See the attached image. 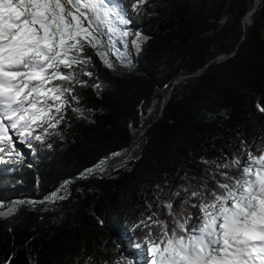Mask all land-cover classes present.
<instances>
[{"label": "trees", "instance_id": "1", "mask_svg": "<svg viewBox=\"0 0 264 264\" xmlns=\"http://www.w3.org/2000/svg\"><path fill=\"white\" fill-rule=\"evenodd\" d=\"M252 1L146 0L133 12L132 0H123L130 27L147 37L131 66L109 69L86 49L93 75L81 76L86 85H72L73 105L85 118L69 107L44 143L31 140V149L9 131L25 154L0 153V264L136 258L142 251L134 245L143 244L147 229L135 225L151 214L148 204L156 209L160 188L175 190L185 174L199 179L203 160L225 163L242 147L255 152L264 143V0L241 41ZM240 41L233 57L174 87L154 122L176 76L231 53ZM146 124L111 175L94 176L105 174ZM54 192L64 198H51Z\"/></svg>", "mask_w": 264, "mask_h": 264}, {"label": "snow or ice", "instance_id": "2", "mask_svg": "<svg viewBox=\"0 0 264 264\" xmlns=\"http://www.w3.org/2000/svg\"><path fill=\"white\" fill-rule=\"evenodd\" d=\"M144 3L132 0V11ZM132 23L123 0H0V153L11 158L16 151L10 130L31 149V140L44 143L69 107L85 118L73 105L72 85H86L81 76L93 75L86 49L109 69L110 56L130 64ZM141 39L147 37L137 31L131 40L137 54ZM202 163L199 179L185 174L175 190L160 188L156 209L148 204L151 214L135 225L147 231L134 248L146 246L148 264H264V143L255 152L242 147L225 163ZM51 198L64 197L54 192ZM134 259L122 254L111 264Z\"/></svg>", "mask_w": 264, "mask_h": 264}, {"label": "water", "instance_id": "3", "mask_svg": "<svg viewBox=\"0 0 264 264\" xmlns=\"http://www.w3.org/2000/svg\"><path fill=\"white\" fill-rule=\"evenodd\" d=\"M252 2L253 3H252L251 6H250V4L247 5L248 10L246 11V13L244 14V16L241 19V28H242V38H241V41L243 40V38L245 36V33H246L247 28L252 24V16L255 14V12H256V10L258 8L259 0H253ZM241 41L236 45V47L233 49V51L231 53H229V54H220V55L216 56L210 62H208L205 66H203L201 69H199V70H197V71H195V72H193V73H191L189 75L180 74V75L176 76V78L171 82V84L169 85V87L167 88V90L164 93L161 94L160 106L158 107L157 117L154 120V122L161 115V113H162V111L164 109V106L168 102V100L170 98L171 91H172V89L174 87L180 85L183 82V80H185L186 78L193 77V76H198V75L204 73L210 67L215 66L217 64H220L223 61H225L226 59L233 57L237 53V51H238V49L240 47ZM150 126H151V124H146V125H144L143 127H141L137 131L135 137L133 138V140L131 141V143L127 147L125 153L123 155H121V156H117V157L113 158L110 161V163H109V165H108V167L106 169V173L105 174H95L94 176H97L99 178H107V177H109L111 175V173H112L111 165L114 162H116V161L121 160L122 158H124L127 155V153L130 151L131 146L134 145L135 143H137L139 141V139L144 134V132L146 131V129L149 128ZM88 178H90V177H88Z\"/></svg>", "mask_w": 264, "mask_h": 264}, {"label": "rangeland", "instance_id": "4", "mask_svg": "<svg viewBox=\"0 0 264 264\" xmlns=\"http://www.w3.org/2000/svg\"><path fill=\"white\" fill-rule=\"evenodd\" d=\"M260 3H261V0H259V4H258V6L260 5ZM222 23H223V22H222ZM128 28L131 29L129 36L127 37V40H128V42H129L128 51H129V53H131V57H130L131 63H130V64H127V63H125V64H121V63L118 62L114 57L110 56L109 59L111 60V62H112V64H113V67H115V68H122V66L129 67V66H131V64H132V57H133V54H134L135 50H134V48H133V46H132V44H131V40L135 37L136 31H135L133 28H131L130 25L128 26ZM141 41H142V39H141ZM117 46L120 47L121 49H123V46H122V44L119 42V40L117 41ZM100 61H101V60H100ZM101 62H102V61H101ZM102 64H103V62H102ZM103 65H104V64H103ZM15 152H16V153H17V152H21V153H23V155L25 154V151H24L23 148H21V147H16V151H15ZM23 155H22V156H23ZM149 259H150V258H149V255H148L147 250L144 251V252H142V253H141V258H140V264H148ZM134 263H135V262H134Z\"/></svg>", "mask_w": 264, "mask_h": 264}]
</instances>
